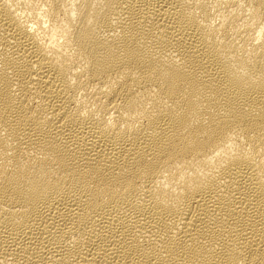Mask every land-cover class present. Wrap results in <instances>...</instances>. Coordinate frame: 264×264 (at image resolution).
I'll use <instances>...</instances> for the list:
<instances>
[{
	"label": "bare ground",
	"instance_id": "1",
	"mask_svg": "<svg viewBox=\"0 0 264 264\" xmlns=\"http://www.w3.org/2000/svg\"><path fill=\"white\" fill-rule=\"evenodd\" d=\"M0 264H264V0H0Z\"/></svg>",
	"mask_w": 264,
	"mask_h": 264
}]
</instances>
